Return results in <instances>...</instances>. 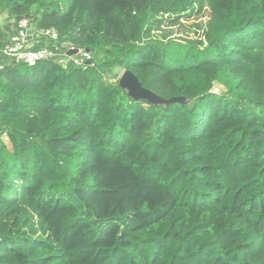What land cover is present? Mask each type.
<instances>
[{
  "label": "trees",
  "instance_id": "1",
  "mask_svg": "<svg viewBox=\"0 0 264 264\" xmlns=\"http://www.w3.org/2000/svg\"><path fill=\"white\" fill-rule=\"evenodd\" d=\"M2 11L94 64L0 69V264H264V0ZM117 69L170 101L133 99Z\"/></svg>",
  "mask_w": 264,
  "mask_h": 264
},
{
  "label": "built area",
  "instance_id": "2",
  "mask_svg": "<svg viewBox=\"0 0 264 264\" xmlns=\"http://www.w3.org/2000/svg\"><path fill=\"white\" fill-rule=\"evenodd\" d=\"M15 31L5 41H0V69L9 64L24 63L33 65L37 61L58 59L71 62L80 67L93 65L92 55L88 49L79 48L69 42L59 44L55 49L47 46L32 47V38L54 43L58 34L54 28H35L25 18L14 20ZM75 51L68 54V51ZM110 80L114 81L112 78Z\"/></svg>",
  "mask_w": 264,
  "mask_h": 264
},
{
  "label": "water",
  "instance_id": "3",
  "mask_svg": "<svg viewBox=\"0 0 264 264\" xmlns=\"http://www.w3.org/2000/svg\"><path fill=\"white\" fill-rule=\"evenodd\" d=\"M21 17H16V20H19ZM74 51H68V54L75 53ZM119 86L126 89L128 94L135 100H145L152 104H166L170 99H163L159 97L153 91L143 87L138 80V78L130 70H124L119 77L118 81Z\"/></svg>",
  "mask_w": 264,
  "mask_h": 264
},
{
  "label": "rangeland",
  "instance_id": "4",
  "mask_svg": "<svg viewBox=\"0 0 264 264\" xmlns=\"http://www.w3.org/2000/svg\"><path fill=\"white\" fill-rule=\"evenodd\" d=\"M207 19V14L206 12L203 13L202 17L193 19L189 22H184V26H175L172 28V34L175 38H188V39H193L197 37L199 34H201L200 27H203L205 20ZM14 21L13 19H7V13L5 11L0 12V28H4L5 24L7 22ZM118 73L117 78H112L114 81L117 80L119 81L120 75L123 73L124 70L117 69L116 70ZM220 86L218 84H214L213 91H219ZM6 144L10 148V144L7 140Z\"/></svg>",
  "mask_w": 264,
  "mask_h": 264
},
{
  "label": "crops",
  "instance_id": "5",
  "mask_svg": "<svg viewBox=\"0 0 264 264\" xmlns=\"http://www.w3.org/2000/svg\"><path fill=\"white\" fill-rule=\"evenodd\" d=\"M14 31H15L14 21L7 22V24H5L4 28H0V41H5L6 39H8V37L10 35H12ZM44 45L49 47V48H53V49L56 48V46L50 41H44L43 39H38L35 37L32 38V47L33 48H37V47L44 46Z\"/></svg>",
  "mask_w": 264,
  "mask_h": 264
}]
</instances>
